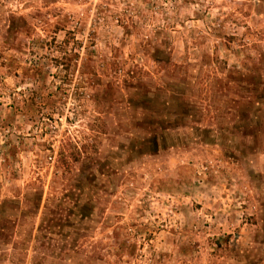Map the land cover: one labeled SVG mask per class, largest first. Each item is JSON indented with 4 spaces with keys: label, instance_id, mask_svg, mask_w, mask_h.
<instances>
[{
    "label": "rangeland",
    "instance_id": "1",
    "mask_svg": "<svg viewBox=\"0 0 264 264\" xmlns=\"http://www.w3.org/2000/svg\"><path fill=\"white\" fill-rule=\"evenodd\" d=\"M0 264H264V0H0Z\"/></svg>",
    "mask_w": 264,
    "mask_h": 264
},
{
    "label": "trees",
    "instance_id": "2",
    "mask_svg": "<svg viewBox=\"0 0 264 264\" xmlns=\"http://www.w3.org/2000/svg\"><path fill=\"white\" fill-rule=\"evenodd\" d=\"M78 55H73L74 58H76ZM73 57L67 58L65 57H59L57 59H52V63L54 64L55 70H59L58 74L64 72L66 73L72 66V62H75V59Z\"/></svg>",
    "mask_w": 264,
    "mask_h": 264
}]
</instances>
